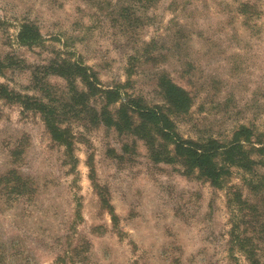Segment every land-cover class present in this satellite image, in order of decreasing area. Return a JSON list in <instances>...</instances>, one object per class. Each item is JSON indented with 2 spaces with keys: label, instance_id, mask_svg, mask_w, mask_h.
<instances>
[{
  "label": "rangeland",
  "instance_id": "1",
  "mask_svg": "<svg viewBox=\"0 0 264 264\" xmlns=\"http://www.w3.org/2000/svg\"><path fill=\"white\" fill-rule=\"evenodd\" d=\"M24 25L38 42H21ZM0 64V83L53 106L66 129L56 140L39 110L0 97V177L30 188L0 182V264H250L232 227L257 231L230 199L257 203L264 226L257 176L233 167L215 187L182 162L154 161L108 116L94 120L136 99L199 143L228 145L245 125L264 175V153L251 150L264 146V0H0ZM169 81L192 98L188 111L170 110Z\"/></svg>",
  "mask_w": 264,
  "mask_h": 264
},
{
  "label": "trees",
  "instance_id": "2",
  "mask_svg": "<svg viewBox=\"0 0 264 264\" xmlns=\"http://www.w3.org/2000/svg\"><path fill=\"white\" fill-rule=\"evenodd\" d=\"M29 33L30 36H28ZM38 35L37 33L32 32L28 25H24V30L20 33L21 42L24 44L38 42V39L41 38ZM1 67L2 65L0 64V68ZM164 88L167 92V100L171 105L170 110L175 112H186L190 109L192 98L189 97L183 88L171 81L165 84ZM93 89L100 90L96 84V79H93ZM106 93L109 97L114 94L113 97L109 99L111 102H114L119 98L117 96L118 94L112 90L106 91ZM0 97L10 101L14 100L20 102L25 108L28 104L32 105V108L39 110L43 114L46 125L50 129V133L53 137L59 141L63 139L61 133L66 129L62 130L61 127H59V117L53 106L43 103L39 98L29 95H21L14 91H10V89L2 83H0ZM110 104L111 103L109 102L107 107ZM84 111V109H81L80 111H75V114L80 116ZM118 114L119 117H115L107 111L102 112V109L99 111L96 110V120L94 121L100 123L102 118L108 116L106 119L107 125H115L121 131L130 132L131 134L146 140L154 161L167 163L182 162L184 167L189 171L198 172L200 177H204L215 187H221L222 184H224L227 176L230 174L231 168L239 167L258 177H253L248 182L250 185L249 188H251L252 192L255 194L264 192V175H261L258 172L256 168L258 163L252 159L250 151L245 146V143H254L253 138L255 134L250 127L243 125L237 129L234 133L233 141L228 145L219 144L215 139H208L203 143H199L192 139H185L174 133L173 129L167 124V116L163 114L162 109L159 107L144 106L140 101L130 99L118 110ZM134 114L140 119L138 125H134ZM144 130L148 133H142L145 132ZM153 131L166 143L158 145L156 144L155 139H152L153 142H151L149 136H151L150 134L151 132L153 133ZM65 144L69 147L72 146V142L69 140ZM253 149H257L264 153V146L262 148H257L252 145L251 150ZM219 158H221V160H219ZM15 175L17 174L12 173L5 177L2 176L0 177V182H7L5 189L11 188L12 191L10 192L12 194H16L15 191L20 194L22 192H28L30 189L29 187L27 191L23 188H26V185L28 186L27 182L23 179L21 180V177H16ZM14 180L16 183L10 185V182H15ZM235 197L236 199H230V202L235 203V207L233 208L236 213L238 212L239 216H241L239 218L243 217L241 221L245 222L247 226L250 225L251 230H253L254 225V230L255 232L257 231V236H249L248 234L242 236L241 233L236 235L235 233L237 232L238 226L235 225L232 227V242L242 250L250 264H262V249L260 244L264 242V226H260L262 223L260 221L261 212L258 209V204H252L249 199H244L241 194H237ZM116 218V214L112 213L113 221H115ZM250 229L248 230L250 231Z\"/></svg>",
  "mask_w": 264,
  "mask_h": 264
}]
</instances>
